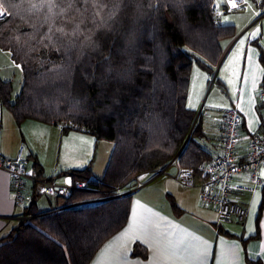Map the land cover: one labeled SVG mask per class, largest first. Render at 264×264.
Returning <instances> with one entry per match:
<instances>
[{
    "label": "trees",
    "instance_id": "trees-1",
    "mask_svg": "<svg viewBox=\"0 0 264 264\" xmlns=\"http://www.w3.org/2000/svg\"><path fill=\"white\" fill-rule=\"evenodd\" d=\"M0 3L6 10L0 48L21 69L14 98L11 82L0 78L2 106L17 124H61L63 132L82 131L114 144L101 179L92 177L90 165L59 173L97 188L73 190L66 204L133 189L132 176L162 168L176 155L179 166L197 174L200 164L211 161L198 141L206 136L200 116L180 149L196 114L186 105L192 66L212 75L221 41L235 34L233 25L218 21L214 0ZM32 170L44 178L36 162ZM130 199L127 194L20 219L0 238V264H88L124 226ZM50 209L33 200L24 214Z\"/></svg>",
    "mask_w": 264,
    "mask_h": 264
},
{
    "label": "crops",
    "instance_id": "crops-1",
    "mask_svg": "<svg viewBox=\"0 0 264 264\" xmlns=\"http://www.w3.org/2000/svg\"><path fill=\"white\" fill-rule=\"evenodd\" d=\"M240 7H243L240 15L223 18L215 6L221 24L233 25L235 37L242 32L241 37L247 36L237 55H225L231 43L226 48L223 43L232 37L222 40V54L213 66L217 68V90L218 95H223V108L203 123L206 136L198 139L212 157L220 152L223 115L228 107L235 106L242 116L240 148L263 122L258 92L264 80V4L261 0H244ZM225 9L222 5L221 12ZM5 56L12 60L9 52ZM18 68L21 74L19 65ZM210 76L199 66H192L186 98L188 108L195 110L199 105ZM0 78L9 80L1 74ZM11 98H14L12 92ZM213 105L218 107L217 102ZM19 146L25 147L29 174L33 175L32 164L36 162L44 178L52 177L59 184H68L72 179L60 175L61 171L88 165L92 177L101 179L114 144L96 140L82 131L63 132L61 124L33 119L17 124L0 102V151L5 157L14 158ZM259 175L264 180V168ZM234 183L246 185L245 175L237 177ZM198 193L197 186L185 187L168 176H160L135 190L131 193L124 226L99 247L88 264H264V183L253 191L240 193L239 200L247 209L241 223L220 225L216 212L199 203ZM168 196L173 198L178 211L173 210ZM23 214L24 207L13 203L9 175L0 170V238L11 231ZM169 243L175 248V257L164 259L156 249ZM135 245L140 253L134 252Z\"/></svg>",
    "mask_w": 264,
    "mask_h": 264
},
{
    "label": "built area",
    "instance_id": "built-area-1",
    "mask_svg": "<svg viewBox=\"0 0 264 264\" xmlns=\"http://www.w3.org/2000/svg\"><path fill=\"white\" fill-rule=\"evenodd\" d=\"M235 4V7L232 5ZM244 0H226L227 11L240 8ZM0 19L6 15L0 3ZM258 108L263 122L257 132L252 134L240 148L242 137V116L235 106L228 107L223 115V130L220 139V152L211 161L198 166V174L189 167L179 166L174 156L164 167L153 171H142L131 180L135 190L150 183L160 176H168L185 187L199 188L198 201L216 212L217 222L226 225L232 222L241 223L245 220L247 209L239 200L240 193L253 191L262 186L264 180L259 172L264 168V80L260 84ZM173 169V172H170ZM0 170L10 177V191L15 206L26 208L38 195H44L50 200V210L40 214L25 215L20 219L32 218L62 209L77 206V203H60L71 196L73 190L97 191L86 180H75L68 184H59L54 180L31 175L27 171L25 147L19 146L14 158L5 157L0 151ZM245 175V184H235L234 180ZM145 177V178H143ZM197 180L199 181L197 183ZM28 200V202H26ZM54 204V206H52Z\"/></svg>",
    "mask_w": 264,
    "mask_h": 264
},
{
    "label": "rangeland",
    "instance_id": "rangeland-1",
    "mask_svg": "<svg viewBox=\"0 0 264 264\" xmlns=\"http://www.w3.org/2000/svg\"><path fill=\"white\" fill-rule=\"evenodd\" d=\"M250 2H252V1H250ZM214 4L216 6L217 12L223 18H225V16L227 18H232V17H235L236 15H240L241 14L240 12L242 11V8H243V7H240V8L234 9L232 11L225 10L224 12H221L222 5L226 6V0H214ZM242 34H243V32L236 37L234 36L231 39H228V42L225 41L223 43L224 48H226V45L228 43H231L229 48L227 49L225 55H237L238 53H240V51H242V45L243 44H241L240 41H245V38L247 36V34H246L245 36L241 37ZM232 39H233V41H232ZM5 55H8V52L0 48V74L9 78V80L11 81V84H12V96H15L18 94V92L20 90L21 74L19 72L18 66L14 62H12V60H10V58L8 59L7 56H5ZM9 61H11V62L9 63ZM15 67H17V68H15ZM216 74H217V68L215 67L213 74L208 79L207 87L205 88V92L203 94V97L200 100L199 105L195 108L196 121L200 116V120L202 121V125H203V123L206 124L209 120H211V118L213 117V112L221 111V109L223 108V103H224L223 95L222 94L218 95V90H217L218 89V83L214 82L215 78H217ZM214 102H217L218 107H213ZM195 118H194V120H195ZM196 121H195V123H196ZM117 191H118V194H120V193L126 192L127 189H126V187H123L121 189H117ZM35 201L39 207H43V206L49 207L50 201L53 202L52 199L50 200L48 197H46L44 195H38L36 197ZM58 201L62 204L65 203V201L63 199H58ZM26 202H28V200H26ZM92 204H95V203H92ZM52 206H54V204H52Z\"/></svg>",
    "mask_w": 264,
    "mask_h": 264
},
{
    "label": "snow or ice",
    "instance_id": "snow-or-ice-1",
    "mask_svg": "<svg viewBox=\"0 0 264 264\" xmlns=\"http://www.w3.org/2000/svg\"><path fill=\"white\" fill-rule=\"evenodd\" d=\"M232 6L235 7V4H233ZM0 14H2V13H0ZM240 43L243 44L244 41H240ZM156 251L159 254V256H161L164 259H169V258L175 257V248L170 243L158 246Z\"/></svg>",
    "mask_w": 264,
    "mask_h": 264
},
{
    "label": "water",
    "instance_id": "water-1",
    "mask_svg": "<svg viewBox=\"0 0 264 264\" xmlns=\"http://www.w3.org/2000/svg\"><path fill=\"white\" fill-rule=\"evenodd\" d=\"M195 121H196V118H195V120H194V122H193V124H192V126L190 128V131H189V133H188V135H187V137H186V139H185V141H184V143H183V145H182L180 150H182V148L185 146V144H186V142H187V140H188V138H189V136H190V134L192 132V128L194 126ZM176 157H178V155H176ZM131 193L132 192H130V191H126L124 193H120V194H117V195L112 196V197L98 198V199H91V200L82 201L80 203H77L76 205L98 203V202H100L102 200H106V199L114 198V197H120V196H124V195L131 194Z\"/></svg>",
    "mask_w": 264,
    "mask_h": 264
}]
</instances>
